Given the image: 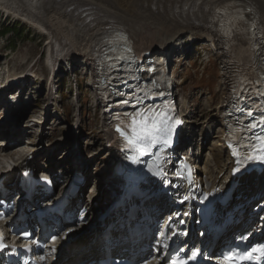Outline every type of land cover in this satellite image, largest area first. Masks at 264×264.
<instances>
[{
	"label": "rangeland",
	"instance_id": "374dc122",
	"mask_svg": "<svg viewBox=\"0 0 264 264\" xmlns=\"http://www.w3.org/2000/svg\"><path fill=\"white\" fill-rule=\"evenodd\" d=\"M4 25L22 30L19 34L11 32L0 38V82L4 83L7 80L8 77L5 75L8 66L15 75L26 71L25 73L30 75L27 80L28 85L24 84V87H27L25 100L28 105L22 109L25 117L21 123L25 124L35 119H39L41 123L34 127L31 133L24 128V125H19L16 132H23L20 138L13 140L10 137V139L12 138L14 144L20 142V146L12 145V148L10 146L8 150L2 151L1 158L5 154L12 158L19 157L33 149L32 142L34 143L35 140L37 145L46 146L51 150L54 163L68 159L71 154L70 140L75 116L81 112V127L78 129L82 139L80 154L84 160L91 162L89 171L85 175L91 177L97 172L105 173L106 164L111 166L113 159L108 156L111 151L105 144L101 116L96 105L89 71L84 67L82 60L77 58L71 60L72 65L70 61L64 62L56 78L58 87L64 93L59 94V98L53 99L50 103L44 102L43 94L52 67L48 56V36L23 19L0 11V27ZM176 46L177 49L174 48ZM173 49L182 52L174 57L176 64L173 76L178 78L180 97L184 98L187 104L186 112L190 118L189 130L193 138L192 142L199 151L201 148L204 149L202 158L213 159L215 150L212 148L220 146L222 140V128L217 116L218 103L224 87L221 61L212 47V42L200 34L195 39L188 38L187 35L180 36L175 41ZM63 78L66 79L64 84ZM2 113L3 111H0V115ZM38 133L39 135L36 136ZM62 138L68 139L65 143L59 144ZM46 148L44 147L42 151L46 152ZM45 152L42 153L43 159L50 158ZM100 152L102 153L100 159L97 162L92 160ZM4 158H7L3 159L4 163L9 160L8 157ZM72 161L73 159L70 163ZM99 174L103 175V173Z\"/></svg>",
	"mask_w": 264,
	"mask_h": 264
},
{
	"label": "bare ground",
	"instance_id": "6f19581e",
	"mask_svg": "<svg viewBox=\"0 0 264 264\" xmlns=\"http://www.w3.org/2000/svg\"><path fill=\"white\" fill-rule=\"evenodd\" d=\"M234 1L239 2L242 9L252 19L260 20L264 27V0ZM225 2H229V0H200L199 4H194V0H0V11L23 19L48 36L50 62L53 70L56 64L63 61H71L76 58L81 59L84 67L91 73L90 82L93 89L95 85V49L105 46L107 43L106 39L117 29L129 31L138 45L142 43L154 44L161 51L168 53L180 36L187 35L188 38L195 39L199 34L213 43L218 55L220 52H225L226 49L219 43L216 33L211 32L212 27H217L220 18V13L215 12V6H219ZM186 3L193 5L196 10L193 11L192 7L185 10L184 6ZM206 6L207 10L205 11ZM55 46L57 48L59 47V53L57 55H54L52 51ZM232 52L240 63H245L250 55V50L244 42L234 43ZM219 59L221 64H223L222 56L219 55ZM25 72L10 75V78H17L23 74L26 82L30 75ZM222 89V96L218 103V108L228 93V87L226 85ZM93 93L96 97L95 89H93ZM44 99L46 102H50L47 91ZM0 104V111L5 112V105L2 102ZM23 107L14 112V115L19 116V121L25 117L22 111ZM182 107L185 112L187 104L184 98ZM11 115L12 113H10ZM219 121L222 128L221 137H223L225 130L223 129L222 119H219ZM0 122H3V120H0ZM14 123L7 126V131L0 130V137L6 136L7 138L13 136V140H18L23 132L19 131L17 133L16 130L18 127L16 129L15 127L17 125L15 126ZM27 123L23 125L30 132L32 129H35L34 127L40 125L41 122L39 119H35ZM72 133H75V130ZM38 135L39 133L36 136ZM32 137L31 139L34 140ZM220 141V146L218 145V147L212 148L215 150L213 159L209 157L210 160L207 158L203 163V169L210 173L215 183L218 181L220 174H222V179L220 180V183H222L223 179L227 178V175L230 173L229 159L223 149V141ZM107 142L106 144L108 145ZM32 144L33 149L36 150L38 145L35 140ZM16 145L20 146V142L14 146ZM10 146L4 148L3 151L8 150ZM109 149L111 152L108 153V156H111L114 160L116 158V152H114L113 147ZM201 150L204 151L203 148ZM36 152L40 153L41 149L36 150ZM26 154H28V151ZM101 154L100 152L92 160L97 162ZM69 156L68 159L61 161L60 164L62 166H71L69 162L73 157L75 158V155L71 153ZM4 157H8V159L12 158L7 154ZM4 157L2 160L7 159ZM75 162L78 169H82L88 173V168H90L91 164L90 161L75 158ZM53 164L54 162L50 159L48 164L45 165V168L51 170L50 168ZM109 165L106 164V168ZM111 165H114V163L112 164L111 162ZM102 173L103 175L98 173L97 176L99 178L104 177V180L102 182L98 181L95 184L93 190H96L91 192L92 196H98L99 191L102 193L106 191L110 192L109 188L111 186L113 189H116L114 185L116 179L111 177V170ZM89 180L91 181V177L86 176V181ZM100 216L101 212L93 210L88 220L94 222ZM80 227L74 228L83 229V227ZM97 242L91 243L88 240L86 244L76 249L77 252L70 261H77L88 254H94L96 252L95 247L98 245Z\"/></svg>",
	"mask_w": 264,
	"mask_h": 264
},
{
	"label": "snow or ice",
	"instance_id": "6c2138e0",
	"mask_svg": "<svg viewBox=\"0 0 264 264\" xmlns=\"http://www.w3.org/2000/svg\"><path fill=\"white\" fill-rule=\"evenodd\" d=\"M200 0H194V4H199ZM185 10L192 7L195 11L196 8L188 3L185 4ZM230 4L228 2L222 3L219 6H215L216 13H227ZM207 6L205 7V11ZM116 40L126 41V37L122 35H117ZM112 43V41H110ZM125 51L130 52L131 49L125 47ZM111 52L116 53L117 48L112 47ZM106 59L114 60L116 63L109 64L108 71L116 69V64L121 60L126 59L123 55L109 56ZM118 70V69H117ZM120 83L127 86V80L121 79ZM243 83V81H241ZM236 92V89L233 88ZM116 95L122 97L121 100L117 102L118 105H130L135 111L129 113L124 112L122 114H117L114 119L116 121L114 125V130L118 134L119 138L124 142V148L130 151L132 154L128 156V159L132 164H141L143 162V157L150 155L151 150L157 146L168 147L172 143V137L175 132L176 126L181 123L178 118H175L172 114V109L168 105H146L143 107H138L142 104V100L136 97L133 100V94H126L123 91L117 89ZM163 95V93H160ZM237 96L240 95L239 92L236 93ZM127 97V98H124ZM243 113V109H239ZM248 116L252 115L251 111L247 112ZM257 123H252L248 125V128L257 127ZM257 144L251 146V150L247 155L248 160H260L264 162V135L256 136ZM240 171L239 168L234 169V172ZM156 175H161V172H156ZM179 176L180 174L177 173ZM188 197H184L186 201ZM207 199V197H205ZM182 203L184 201H181ZM3 234L0 233V250L6 247L2 243ZM55 240V237L53 238ZM166 246V245H165ZM253 253H258V256H253ZM199 252H193L191 259H195ZM264 258V246L255 248L252 252L247 254L237 255L232 251L223 252L218 257V264H242L243 261L262 259ZM27 264V262H25Z\"/></svg>",
	"mask_w": 264,
	"mask_h": 264
},
{
	"label": "water",
	"instance_id": "95a60500",
	"mask_svg": "<svg viewBox=\"0 0 264 264\" xmlns=\"http://www.w3.org/2000/svg\"><path fill=\"white\" fill-rule=\"evenodd\" d=\"M81 227H83V229L72 228L65 233L63 236V242L65 245H74L87 239L90 236L91 231L96 228V224L90 220L87 223L82 224Z\"/></svg>",
	"mask_w": 264,
	"mask_h": 264
},
{
	"label": "trees",
	"instance_id": "16d2710c",
	"mask_svg": "<svg viewBox=\"0 0 264 264\" xmlns=\"http://www.w3.org/2000/svg\"><path fill=\"white\" fill-rule=\"evenodd\" d=\"M21 30L22 29H18L17 27H12L10 25H4V26L0 27V38L7 36V34H9L11 32L19 34ZM14 46H16V43L14 44ZM65 81H66V79L63 78L62 79L63 84L65 83ZM61 93L62 94L64 93L62 89H61Z\"/></svg>",
	"mask_w": 264,
	"mask_h": 264
}]
</instances>
